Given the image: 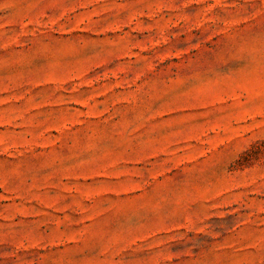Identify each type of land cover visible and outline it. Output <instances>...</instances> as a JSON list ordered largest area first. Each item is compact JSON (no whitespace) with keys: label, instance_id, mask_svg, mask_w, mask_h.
Here are the masks:
<instances>
[{"label":"rangeland","instance_id":"obj_1","mask_svg":"<svg viewBox=\"0 0 264 264\" xmlns=\"http://www.w3.org/2000/svg\"><path fill=\"white\" fill-rule=\"evenodd\" d=\"M0 264H264V0H0Z\"/></svg>","mask_w":264,"mask_h":264}]
</instances>
